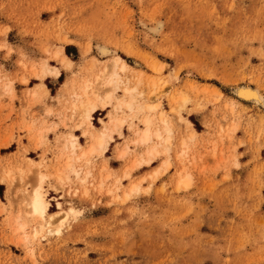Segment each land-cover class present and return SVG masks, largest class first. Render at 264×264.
I'll use <instances>...</instances> for the list:
<instances>
[{"label":"rangeland","instance_id":"rangeland-1","mask_svg":"<svg viewBox=\"0 0 264 264\" xmlns=\"http://www.w3.org/2000/svg\"><path fill=\"white\" fill-rule=\"evenodd\" d=\"M116 56L130 68L107 86ZM44 65L59 108L14 121L15 82L35 78L31 105L50 97ZM244 87L264 99V0H0V264H264V104ZM86 88L113 91L91 122ZM146 117L164 136L169 120V147L138 140ZM106 126L108 148L85 155ZM36 187L59 212L42 230Z\"/></svg>","mask_w":264,"mask_h":264},{"label":"bare ground","instance_id":"bare-ground-1","mask_svg":"<svg viewBox=\"0 0 264 264\" xmlns=\"http://www.w3.org/2000/svg\"><path fill=\"white\" fill-rule=\"evenodd\" d=\"M160 23L155 28L156 30L153 32H157V31H160L162 29L163 24L162 23L160 24ZM63 61L64 62L66 61L69 63L72 62V60H70V58L66 54H64ZM110 68H114V69L109 74L108 80L106 82L107 86H112V85H114L115 82H117V78L119 76V72L117 71V69L125 71L128 68H130V65L120 56H116L114 58L113 66H111ZM153 68L156 70H159L162 68V66L158 62H156L153 64ZM108 69H109V67H106L105 70L103 71V73H106V71H108ZM42 71H43L44 76H47L48 74H53L55 76H58L60 73V71L57 67H54V66L49 67L48 65H44ZM44 89H45V87H44ZM88 90H89L88 88H86L84 90L85 99L83 101H81V104H80L81 110H82L81 111V113H82L81 119H83V121H86V122H91V119L93 118V114L96 111H98L97 101H101L103 106L110 104L111 98L113 97V91L108 90L107 93L105 94V96H100L99 94L94 93L93 94L94 97H92ZM127 90H129V89H127ZM46 91H48V90H46ZM238 93L243 98H252V100L250 99L251 101H253L255 99L256 102L264 104V99H263L262 95L260 94L259 90H257V89L254 90V89L244 87V88H240ZM79 96H81V95H79ZM181 98L183 100L186 99L183 95H181ZM119 105H121V104H119ZM126 105L128 107L132 108L134 103H133V101H131V102H127ZM156 107L157 106H155V105H149L148 106V108L151 110L155 109ZM162 120H163L164 124L166 125V127H165V131L167 133L166 136L163 135V132L160 129L153 128V120L151 117H146L145 118L146 127L143 129V131L140 134L138 133L139 134L138 140L143 144H147V143L150 144L151 141H153L155 138H158V139H162L164 141V143L166 144V146L169 147L172 144V140H173L172 127H171V124L167 118H162ZM112 123H113V126L119 127L124 123V120L116 117L112 120ZM110 132H111L110 126H106L105 129L101 130V131L91 132L93 143L87 150L84 151V154L87 155L88 153H93L96 150H100L102 153L105 152V150L108 148V144H109L110 140L112 139V134ZM72 146L75 148L77 146H81L77 136H76L75 140L73 138ZM152 150H153L152 152H155L157 150V148L153 147ZM42 191L43 190H41V187H36L33 190V192L31 193V195H30L31 197H30V201H29V205L31 207L30 216L32 218L35 217V218L40 219L39 225H40L41 230L45 227H50L53 224L55 216L57 214H59V212L51 213L49 211V202L45 199ZM71 212H74L73 208H71ZM39 232L40 231H38V230L36 231V233H39Z\"/></svg>","mask_w":264,"mask_h":264},{"label":"crops","instance_id":"crops-1","mask_svg":"<svg viewBox=\"0 0 264 264\" xmlns=\"http://www.w3.org/2000/svg\"><path fill=\"white\" fill-rule=\"evenodd\" d=\"M60 71V70H59ZM62 72H65L64 74L67 75V72L62 69ZM61 73H59L58 76H55L56 78H52V79H47L46 81V84H47V87L49 88V96L45 101H43V103H38V104H35V105H31L28 103L27 101V98H26V93H27V90L29 88H31V86L33 85H30V84H36L35 82V78H31L29 79V85L27 86L26 84H22L20 82H15V91H16V94H17V98L14 100V107H15V113L12 115V119L14 121H20L21 118H18V114L21 116V112L23 111V109H26L28 114L31 115V114H35L36 116H43L44 113H45V108H53V109H57L59 108V103H58V100L56 99V96H57V93H58V90H59V86L61 84V81H59V76H60ZM59 82V85H57ZM49 83H52L54 84V87H51V85H49ZM52 88H55V91H53ZM7 103H10V101H8L7 99L5 100ZM251 101V100H250ZM9 110H3V111H0V115L1 114H6ZM101 116L99 118H105L106 117V112L103 111L100 113ZM2 116V115H1ZM98 118V119H99ZM124 132H125V129H124ZM77 133L79 134L80 136V139L83 140L85 137H83L81 135V132L80 130H77ZM126 134V132H125ZM53 137V134L50 133L49 134V138H52ZM118 139H121V137H119L118 135H116V138L115 140L111 143L110 147H109V150L107 151V153L105 154L106 158L108 159V164L116 171H120V169L122 168L123 166V163H122V160L119 159L116 154H115V151H114V147H115V143H117V140ZM111 142V141H110ZM109 142V144H110ZM120 143V142H119ZM14 143H12L11 146H13ZM108 144V146H109ZM29 153H36V154H39V150H31ZM146 166H142L140 167L141 170H143ZM174 167L171 168V171L173 170Z\"/></svg>","mask_w":264,"mask_h":264},{"label":"trees","instance_id":"trees-1","mask_svg":"<svg viewBox=\"0 0 264 264\" xmlns=\"http://www.w3.org/2000/svg\"><path fill=\"white\" fill-rule=\"evenodd\" d=\"M67 52L69 53V49H68V47H67ZM63 77V75L61 76V78Z\"/></svg>","mask_w":264,"mask_h":264}]
</instances>
